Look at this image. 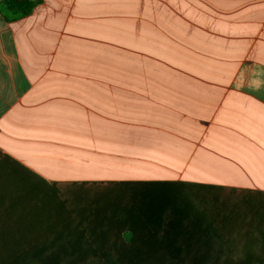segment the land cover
Wrapping results in <instances>:
<instances>
[{"label": "crops", "instance_id": "1", "mask_svg": "<svg viewBox=\"0 0 264 264\" xmlns=\"http://www.w3.org/2000/svg\"><path fill=\"white\" fill-rule=\"evenodd\" d=\"M32 1L0 0V264H168L119 191L264 193V0H161L225 63L140 84L106 65L119 0Z\"/></svg>", "mask_w": 264, "mask_h": 264}, {"label": "trees", "instance_id": "2", "mask_svg": "<svg viewBox=\"0 0 264 264\" xmlns=\"http://www.w3.org/2000/svg\"><path fill=\"white\" fill-rule=\"evenodd\" d=\"M37 2L2 4L22 17ZM189 187L137 183L117 193L136 198L121 203L140 208L151 225L152 233L140 238L153 247L154 258L168 264H264V193L223 189L199 195Z\"/></svg>", "mask_w": 264, "mask_h": 264}, {"label": "rangeland", "instance_id": "3", "mask_svg": "<svg viewBox=\"0 0 264 264\" xmlns=\"http://www.w3.org/2000/svg\"><path fill=\"white\" fill-rule=\"evenodd\" d=\"M119 2L121 11L114 13L119 25L115 22L114 28L105 29L106 65H113L110 58L113 55L114 66L120 68L122 84L198 82L200 76L194 75L195 68H213L215 64L224 67V61L205 57L213 53L212 45L191 43L187 37L201 30H206L207 34L209 29L177 27V12L165 11L161 0ZM174 6L169 3L168 7ZM189 56L190 59L187 58ZM192 67L191 75L176 72L183 74L186 68Z\"/></svg>", "mask_w": 264, "mask_h": 264}]
</instances>
